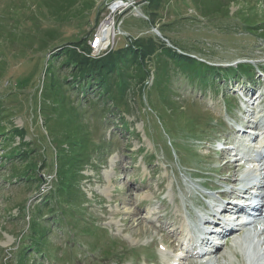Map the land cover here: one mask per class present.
Segmentation results:
<instances>
[{"label":"rangeland","instance_id":"374dc122","mask_svg":"<svg viewBox=\"0 0 264 264\" xmlns=\"http://www.w3.org/2000/svg\"><path fill=\"white\" fill-rule=\"evenodd\" d=\"M46 2L0 0V264H147L155 260L161 239L169 243L180 239L173 219L187 212L195 216L201 209L196 204H206L196 189L200 175L223 188L227 181L236 178L239 184L256 173L241 170L237 161L225 165L227 151L213 148L214 139L221 136L229 137L227 143L235 141L226 132L234 121L230 117L237 119L245 105L237 95L253 89L264 94V81L259 76L249 84L246 76L236 73L241 83H233L234 78L224 83L217 76L211 79L215 84L205 87L175 80L183 77L179 73L160 72V78L152 62L142 81L132 80L117 111L99 117L94 127L82 114L86 108H81L86 100L81 94L89 95L91 86H85L84 93L78 85L74 90L67 86L65 102L78 108L77 116H68L74 126L83 123L85 131L89 129L92 144L89 162L77 179L79 191L74 188L57 202L56 158L68 140L60 135L65 126L57 122L60 110L49 99L52 91L47 84L58 79L55 74L62 81L65 66L50 57L79 36L89 46L87 55L96 58L115 46L128 47L139 36L154 35L213 67L249 62L256 68L264 63V38L246 33L238 23L248 17L264 31V0H231L226 7L230 17L220 20L216 14L205 17L192 0H150L155 24L145 14L147 0H94L85 19L57 25L61 40L42 48L36 35L54 20ZM104 22H110L111 33L94 53L92 43ZM166 76L172 82L167 87ZM259 107L256 117L261 124L264 101ZM116 112L124 113L126 126L120 125ZM108 121L111 126L104 125ZM74 137L83 133L77 130ZM245 137L241 135L242 141ZM104 138L111 141L103 143ZM259 149L255 144L251 152ZM16 150L19 156L13 154ZM254 187L264 190V183ZM211 192V198L220 199L218 192ZM39 227L45 232L41 239ZM259 227L264 230V220ZM35 238L39 239L34 242ZM257 240L264 242V233ZM232 242L220 249L224 258L212 257L215 264H264V243L256 255L245 243L235 256ZM40 245L41 250L33 249ZM183 264L203 263L190 257Z\"/></svg>","mask_w":264,"mask_h":264},{"label":"trees","instance_id":"16d2710c","mask_svg":"<svg viewBox=\"0 0 264 264\" xmlns=\"http://www.w3.org/2000/svg\"><path fill=\"white\" fill-rule=\"evenodd\" d=\"M147 1L149 3L147 6L148 12L145 14L148 19L151 20L152 24H155L153 17L154 13L151 11L152 9H150L151 2L150 0ZM192 2L199 8L205 17L214 14H216L215 18L218 20L223 17H230L227 15L228 12L226 7L232 3L231 0L227 2L223 0H192ZM46 4L49 9V16L54 20L53 25L46 28L45 32H40L39 35H36L38 37L37 44H40L39 46L42 48H46L49 44L61 40L59 31H57V25L62 24L64 21H70V19H85L83 17H86V12L90 11L94 6V0H47ZM77 15H79L80 18L77 17ZM241 21L242 23H238L241 24L239 27L244 29L246 33L254 35L260 34L264 38L262 27H257L255 25L256 23L252 22L248 17H246L244 21ZM78 26L82 27L80 24H78ZM159 31L162 33L160 29ZM36 36L32 37V40H34ZM79 37L67 41L70 45H62V47L50 57V60L58 58L59 64L61 65H59L60 67L65 66L63 67V80L61 81L58 74H55L54 77L58 79L51 80L49 84H47L52 91V95L49 96V99L53 103V106H55L54 108L60 110L57 111L59 113L56 114L57 122H62L65 126L60 135L65 138L64 141L68 140L67 143L65 142L66 148L61 150L59 156L56 158L60 164L56 172L57 185L55 194L57 202H59V199L63 196L69 197L71 192L73 193L75 191L74 188L79 191L77 179L82 166L89 162V153L91 150L89 145L92 144L91 140H89V129L85 131L83 123L74 126V120L68 116V114H75L77 116L78 108L76 106L69 108L65 102V100L69 98L65 93L67 86L71 90H74V86L78 85V89H81V93H84L85 86H91L89 95L81 94L82 97L86 99L84 100L85 104H81V108H83V110L86 108V111L82 114L85 115L86 120L90 123L89 125L94 127L99 117H110L117 111L116 109H118L117 106H119V101L128 97L127 91L129 87H132V80L142 81L145 75L147 76L149 74V64L152 62L154 68L158 66L156 71L159 72L160 78H162L160 72L168 71L172 72L171 74H183V77H175V80L181 79L187 80L188 82L195 81L197 83L211 81L212 78L217 76H219V79L225 76L237 80L236 73L251 70L252 68L249 62H240L236 64L235 67L230 68L213 67L208 64L207 61L196 56H191L188 51L176 45L177 47H174H179L184 53L177 52L174 47L166 46L163 41L159 40L154 35L139 36L132 40L128 47L115 46L107 53L94 58L91 55H87L89 46L84 42H80ZM81 45L82 50L80 49ZM73 46L76 47L74 48ZM168 80V83L165 85L166 87L172 84L169 78ZM136 85H138V82H136ZM60 96H62V98H59ZM95 110L97 112L91 113ZM116 116L120 120L121 125L124 126L126 124L124 116H120L117 112ZM99 122L102 123V120H99ZM110 122L111 121H108L104 123V125ZM77 130H80L81 134L83 133V137H74L75 131ZM22 138L23 136L20 137V139ZM101 140L103 143L110 141V139ZM96 148L97 146H94V150H96ZM13 154L19 156L20 152L16 150ZM21 155H23L22 152ZM35 222L36 219H34V224ZM38 229L41 239V237L45 235V232L41 230V227ZM38 239L39 238H35L34 242Z\"/></svg>","mask_w":264,"mask_h":264},{"label":"bare ground","instance_id":"6f19581e","mask_svg":"<svg viewBox=\"0 0 264 264\" xmlns=\"http://www.w3.org/2000/svg\"><path fill=\"white\" fill-rule=\"evenodd\" d=\"M110 23V22H109ZM109 23L107 24V23H103L102 25H101V27L99 28V31H98V37H97V39H98V42L100 43V45H102L103 43H104V41H105V38L107 37V35H109L110 33H111V27L109 26ZM114 33V32H113ZM247 157H249L248 155H247ZM262 183H264V176H261V178L260 179H256L255 180V182H254V185L255 186H261L262 185ZM253 185V186H254ZM179 219L180 220H182V217L181 216H179ZM183 229H180V231H179V233L180 234H184L185 233V231L187 230L186 228H184V227H182ZM175 230V229H174ZM237 230H239L237 227H234V228H232L231 229V232L230 233H228L227 235H226V237H225V240H232L233 242H232V246L233 247H237L236 246V244H238L240 241H241V238H237V233H236V231ZM176 231V230H175ZM263 232V231H262ZM178 232H176L175 234H179ZM170 236V235H169ZM246 236H248V235H246ZM170 239V238H169ZM245 239L246 240H248V237H245ZM177 240V239H176ZM175 241V240H174ZM178 241V240H177ZM248 242V241H247ZM222 245H223V243H220L216 248H215V251H214V253H212V257H215V256H217L218 258H224L223 256L225 255V254H223V253H221V251H220V249H222L221 247H222ZM263 245V243H261L260 244V247ZM235 250V249H234ZM232 251V250H231ZM230 253H233V252H230ZM226 255H227V253H226ZM230 256V255H229ZM211 257V259H209L208 261H207V263L206 264H215V261H216V259L214 260V258H212ZM229 258V257H228ZM228 260V259H227ZM229 261V260H228ZM218 262V261H217ZM216 262V263H217Z\"/></svg>","mask_w":264,"mask_h":264},{"label":"built area","instance_id":"2783aa9c","mask_svg":"<svg viewBox=\"0 0 264 264\" xmlns=\"http://www.w3.org/2000/svg\"><path fill=\"white\" fill-rule=\"evenodd\" d=\"M98 35V34H97ZM98 36H96V38L94 39L93 43H92V49H93V52H97V48L100 47V43L98 42V39H97ZM96 49V50H95Z\"/></svg>","mask_w":264,"mask_h":264},{"label":"water","instance_id":"95a60500","mask_svg":"<svg viewBox=\"0 0 264 264\" xmlns=\"http://www.w3.org/2000/svg\"><path fill=\"white\" fill-rule=\"evenodd\" d=\"M155 31V30H154ZM156 33H158V32H156ZM159 35V34H158Z\"/></svg>","mask_w":264,"mask_h":264}]
</instances>
